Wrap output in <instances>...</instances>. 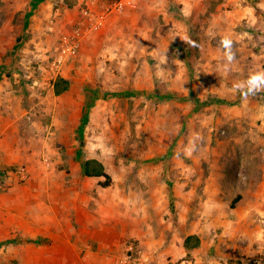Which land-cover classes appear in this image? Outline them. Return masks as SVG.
<instances>
[{"label": "rangeland", "instance_id": "374dc122", "mask_svg": "<svg viewBox=\"0 0 264 264\" xmlns=\"http://www.w3.org/2000/svg\"><path fill=\"white\" fill-rule=\"evenodd\" d=\"M85 7L0 0V264H57L69 239L96 250L94 215L118 240L145 219L118 264L132 243L144 264H264V85L248 87L264 73V0H135L54 71Z\"/></svg>", "mask_w": 264, "mask_h": 264}, {"label": "built area", "instance_id": "2783aa9c", "mask_svg": "<svg viewBox=\"0 0 264 264\" xmlns=\"http://www.w3.org/2000/svg\"><path fill=\"white\" fill-rule=\"evenodd\" d=\"M96 7H85L77 19L73 30L62 35L58 43L56 58L53 61L54 71H60L68 62L74 61L78 56L85 37L101 29L114 14L120 13L135 4V0H94ZM21 177L25 175V168L16 172ZM135 244L128 247L127 259L123 264H144L140 249L133 253ZM166 264H196V261L185 256L177 261H170ZM259 264V263H255Z\"/></svg>", "mask_w": 264, "mask_h": 264}, {"label": "crops", "instance_id": "0c3cea01", "mask_svg": "<svg viewBox=\"0 0 264 264\" xmlns=\"http://www.w3.org/2000/svg\"><path fill=\"white\" fill-rule=\"evenodd\" d=\"M93 217H95V219L87 222V225L91 226L94 223L91 232L93 236L91 238L97 240L96 244L98 245V248L93 250L88 246L90 245L88 242H82L80 245L83 247L80 249V245H76L79 244L78 238L75 239L76 244L71 243V239H69L70 245H67L71 247V255H68V252L63 253L64 257H60L57 264H118L117 250L120 247L119 245H122L123 241L131 237L137 238L140 241L147 239L145 238L147 235L144 224L145 219L139 217L132 219L130 221L131 228L127 231L129 226H126V229L122 230L120 239L118 240L112 238V233H114V231L113 229L111 230L110 225H112L113 222L109 217L106 216L99 218L97 215H94ZM97 223H99V228L95 227ZM137 224L138 229L135 227ZM125 225L126 224H124V227ZM102 229H104V231ZM185 239L182 241V245H184ZM64 251H66V249Z\"/></svg>", "mask_w": 264, "mask_h": 264}, {"label": "trees", "instance_id": "16d2710c", "mask_svg": "<svg viewBox=\"0 0 264 264\" xmlns=\"http://www.w3.org/2000/svg\"><path fill=\"white\" fill-rule=\"evenodd\" d=\"M55 92L60 95L69 88V81L63 77H60L55 82ZM83 172L86 176L100 178V184L103 187H108L112 184L113 179L110 173L107 172L103 162L97 158H87L83 163ZM241 198V195H237L233 200V204ZM232 204V206H234ZM200 245V237L197 234H191L186 237L184 246L187 250ZM253 263V262H252Z\"/></svg>", "mask_w": 264, "mask_h": 264}, {"label": "clouds", "instance_id": "9594fccd", "mask_svg": "<svg viewBox=\"0 0 264 264\" xmlns=\"http://www.w3.org/2000/svg\"><path fill=\"white\" fill-rule=\"evenodd\" d=\"M223 43L225 44L226 47H230V41L225 40ZM226 58L229 61L233 59L232 53L230 51L226 53ZM261 85H264V73H257L253 75L248 81L249 91ZM194 148H195V144L193 143L191 150H194Z\"/></svg>", "mask_w": 264, "mask_h": 264}]
</instances>
